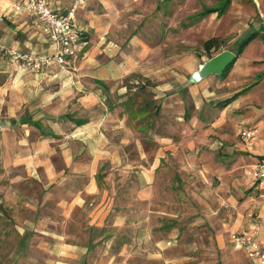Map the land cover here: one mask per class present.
<instances>
[{"label":"rangeland","instance_id":"rangeland-1","mask_svg":"<svg viewBox=\"0 0 264 264\" xmlns=\"http://www.w3.org/2000/svg\"><path fill=\"white\" fill-rule=\"evenodd\" d=\"M221 1L125 2L107 39L110 58L128 72L103 89V103L69 94L61 100L77 116L105 110L94 114L82 144L76 140L80 163H64L66 148L57 146L63 132L35 167L42 179L24 184L29 206L0 202V264H247L229 242L238 211L246 215L256 198L246 176L251 158L238 135L247 107L220 102L252 78L240 79L243 66L198 81L192 74L209 58L206 39L221 43L212 55L235 52L259 14L256 0H231L218 15H201ZM257 42L242 60L259 53ZM29 136L34 140L37 131ZM6 176L0 167V185ZM42 193L45 202L35 210ZM74 194L82 201L64 207ZM39 219L45 223L35 227Z\"/></svg>","mask_w":264,"mask_h":264},{"label":"crops","instance_id":"crops-1","mask_svg":"<svg viewBox=\"0 0 264 264\" xmlns=\"http://www.w3.org/2000/svg\"><path fill=\"white\" fill-rule=\"evenodd\" d=\"M16 1L21 0H0V44L9 49L33 51L39 54L52 50L53 46L40 29L39 20L26 13L13 11L12 4ZM49 1L59 14H66L74 0ZM126 1L84 0L77 6L73 12L72 22L75 26L84 29L86 45L76 58L67 61L64 65L45 68L47 73L42 78H38L37 74L45 69L36 70L15 64L6 53H0V106H2L0 130L3 134L0 139V167L7 174L6 184L0 185V202L6 200L9 204L19 203L20 207L29 206V192L26 191L24 184L29 180L42 179L40 173L34 174L35 167L45 161V155L52 147V140L58 139L63 132L65 137L57 142V146L60 149L66 148L62 151L65 153L64 163L70 167L80 163L76 160L79 157L75 158L77 151L75 147H78L76 140H80L82 144V132L92 129L94 114L101 112L100 116H102L105 109L101 108V111L94 109L95 111L91 114L77 116L74 112L62 107L61 100L67 98L69 94L70 99L77 96L83 103L95 105L101 102L100 100H105L103 89L107 90L109 85L113 86L128 72L122 61L110 58L108 50L113 42L107 39V35L113 31L112 28L114 29L116 14L125 10ZM230 3L231 0L228 5ZM256 3L259 9V11L256 9L259 14L258 21L252 23L250 29H244L242 35L240 34L241 37L245 33L252 32L256 35L248 42L232 65L233 68L243 66L241 74L245 75H238L240 79H243L242 76H249L248 78L252 79L247 86L229 96L231 100L227 104L232 108L233 106L238 108L243 101H246L247 111L241 115V118L247 123L246 128L256 130L249 142H243L247 145L246 148L242 145L249 152L247 159L251 158L248 164L264 159V21L259 19L264 15V1L256 0ZM256 39L261 41L257 42L254 48L260 49L259 53L248 58L247 62L242 60L244 51L249 50L251 42ZM114 49V47L111 48L110 52ZM240 61H244L243 64ZM231 72L234 73L233 70ZM123 88L122 86L121 92ZM28 91L30 94H26L29 93ZM21 104L22 110H20ZM66 129L69 131L65 132ZM242 129L245 128H241L238 135ZM35 131L38 137L31 140L29 134ZM79 147L83 146L79 145ZM241 160L244 161L245 158ZM50 169L53 171V168ZM18 184L20 186L15 187ZM89 184L94 188L95 180L91 179ZM251 187L256 190V198L251 197L252 205L249 210L255 213L254 218L259 219L258 238H264L262 199L256 187L254 185ZM63 201L65 203L63 206L70 209L79 204L82 199L80 194H74V198L69 197ZM44 202L45 195L42 193L35 200L34 209L39 208ZM237 214L239 217L231 227L229 236L235 230L250 226L251 219L247 217V213L245 215L238 211ZM26 223L28 222L25 221L23 227L28 226ZM44 223V220L39 219L35 227H42ZM233 251L237 250L233 249ZM242 254L247 264H252L246 254L244 252Z\"/></svg>","mask_w":264,"mask_h":264},{"label":"built area","instance_id":"built-area-1","mask_svg":"<svg viewBox=\"0 0 264 264\" xmlns=\"http://www.w3.org/2000/svg\"><path fill=\"white\" fill-rule=\"evenodd\" d=\"M84 0H74L66 14H59L49 0H21L12 4L16 13H26L40 22V29L47 37L52 50L45 53L24 52L9 49L0 44V52L6 53L15 64L28 66L36 70L47 69L54 65H64L76 58L86 45L85 31L72 22L73 12ZM264 21V15H262ZM255 129H242L240 139L249 142L255 135ZM246 176L252 181L262 199L264 207V159L248 165ZM250 226L235 230L229 236L232 249L246 254L252 264H264V238H258L259 219L249 211Z\"/></svg>","mask_w":264,"mask_h":264},{"label":"trees","instance_id":"trees-1","mask_svg":"<svg viewBox=\"0 0 264 264\" xmlns=\"http://www.w3.org/2000/svg\"><path fill=\"white\" fill-rule=\"evenodd\" d=\"M229 4V0H224L218 7H213V8H206L202 11L201 15L204 14H208V13H212V12H217V14L219 13L220 10H225V8L227 7V5ZM256 35V33H245L242 37L241 40L239 41L237 48L235 50L236 53V58L239 56V54L242 52V50L245 48V46L248 44V42ZM221 46V43L219 41V39L217 37H210L208 39H206L203 43V48L204 51L207 53V56L210 58L212 56V50H218ZM234 60V61H235ZM233 62H231L230 64H228L226 66V68L223 70V72L221 73V75L226 74L230 68L233 65ZM231 100V97H228L226 99H224L223 101L220 102L221 107H225Z\"/></svg>","mask_w":264,"mask_h":264},{"label":"water","instance_id":"water-1","mask_svg":"<svg viewBox=\"0 0 264 264\" xmlns=\"http://www.w3.org/2000/svg\"><path fill=\"white\" fill-rule=\"evenodd\" d=\"M235 58V52L229 49H223L203 61V63L199 65L198 69L192 74V79L198 81L210 74H221L226 66L233 62Z\"/></svg>","mask_w":264,"mask_h":264},{"label":"bare ground","instance_id":"bare-ground-1","mask_svg":"<svg viewBox=\"0 0 264 264\" xmlns=\"http://www.w3.org/2000/svg\"><path fill=\"white\" fill-rule=\"evenodd\" d=\"M198 76V75H197Z\"/></svg>","mask_w":264,"mask_h":264}]
</instances>
